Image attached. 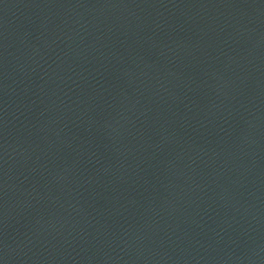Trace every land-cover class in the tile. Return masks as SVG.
I'll list each match as a JSON object with an SVG mask.
<instances>
[{"label":"water","instance_id":"water-1","mask_svg":"<svg viewBox=\"0 0 264 264\" xmlns=\"http://www.w3.org/2000/svg\"><path fill=\"white\" fill-rule=\"evenodd\" d=\"M264 62V0H0V120L146 75Z\"/></svg>","mask_w":264,"mask_h":264}]
</instances>
